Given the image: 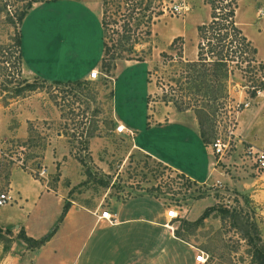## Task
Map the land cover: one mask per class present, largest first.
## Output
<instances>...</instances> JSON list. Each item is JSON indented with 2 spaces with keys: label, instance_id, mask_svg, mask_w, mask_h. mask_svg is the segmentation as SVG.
Wrapping results in <instances>:
<instances>
[{
  "label": "rangeland",
  "instance_id": "rangeland-1",
  "mask_svg": "<svg viewBox=\"0 0 264 264\" xmlns=\"http://www.w3.org/2000/svg\"><path fill=\"white\" fill-rule=\"evenodd\" d=\"M84 1L94 5L100 14L105 54L102 67L94 68L99 71L96 80L49 83L26 75L20 50L14 44L21 24L9 23L4 14L0 15V111L30 95L33 96L23 99L27 100L23 109L12 108L9 114L41 109L27 121L25 137H7L0 142V192L6 190L15 166L43 180L47 187L54 186L60 175L58 162L42 178L38 171L46 169L50 162L47 153L43 162L47 145L51 139H59L67 143L73 160L68 171L85 178L68 186L63 204L89 191V199L101 201L97 211L109 210L120 217L121 203H132L123 206L122 211L138 209L136 198L150 196L159 205V218L165 220L162 214L171 207L182 216L164 224L169 234L178 235L184 242V262L195 264L194 255L202 251L204 264H256L254 248L261 247L264 238L258 228L262 241L255 239L253 225L258 227V205L250 195L264 184L250 183L257 176L264 183V172L255 171L245 151L250 146L264 150V91L249 97L247 78L238 70L220 80L222 88L215 102L211 91L204 88L197 94L192 88L200 68L185 67L182 60L187 61L193 50L197 52L196 27L210 20L209 6L205 0ZM236 21L255 47L257 59L264 62V0H238ZM66 68L65 58L63 69ZM185 73L188 79L181 77ZM179 94L186 95L184 100L189 104L197 97L199 105H203V129L209 142L218 135L229 142L226 155L217 163L218 183L189 181L135 149L129 131H115L119 121H124L136 129V144L142 143L167 157L162 142H167L169 135L158 126L147 128L146 122L149 119L148 124L157 123L166 117L168 108L176 109L173 101L179 104ZM14 123L17 121L12 120L9 126ZM210 144L206 145L212 152ZM12 179L16 185L29 183L27 176L20 173L12 174ZM111 201H116L119 208ZM58 205L55 198H50L37 214L48 218L59 215L62 209ZM74 205L77 220L86 221L87 210ZM19 207L15 201L5 204L0 207V217L21 219ZM208 207L212 208L209 215L195 224ZM6 235L9 234H0L5 246L10 243Z\"/></svg>",
  "mask_w": 264,
  "mask_h": 264
},
{
  "label": "crops",
  "instance_id": "crops-1",
  "mask_svg": "<svg viewBox=\"0 0 264 264\" xmlns=\"http://www.w3.org/2000/svg\"><path fill=\"white\" fill-rule=\"evenodd\" d=\"M20 32L21 65L23 72L29 77L49 83L82 81L88 80L91 69L101 67L103 41L100 14L88 1L54 0L35 3L25 15ZM195 56L193 50L185 60L192 61ZM65 58L67 68L63 69ZM87 65L89 70L86 69ZM30 96L21 98L0 111V142L7 137L22 138L27 135V121L32 120L34 114L41 109L38 108L37 112L22 110L16 116L9 112L16 107L23 109L27 103L23 99H29ZM168 111L163 120L147 126L149 129L161 127L169 135L167 142L165 141L167 144L162 142L164 148L166 146L164 150L169 154L167 157L142 143L136 144V129L124 121L119 123L132 133L135 149L198 184L220 181V167L213 152L201 140L194 112L175 108H168ZM12 120L17 123L10 127ZM148 121L149 119L147 123ZM69 152L67 143L59 139H51L44 151L43 162L46 153L50 157L49 164L45 163L46 173H50L51 169H55L56 163H59V180L52 187H47L43 180L33 177L20 167L11 169L4 192L10 199L8 204L15 201L20 206L19 214L22 216L19 220L12 215L0 217L1 234L6 230L11 231V234L6 235L10 239L6 246L4 239L0 237V264H193L184 262L186 256L182 255V248L185 247L182 239L169 234L166 229L164 222L169 223L167 210L162 214L165 220L159 218V205L150 200L153 199L150 196L143 200L136 198L139 201L138 209L130 207L122 211L123 206L132 203L129 200L121 203L120 217L115 214L114 223L97 218V214L101 212L97 211V206L101 201L97 198L89 199V191L79 193V199L69 200L71 205L60 221L56 219L58 214L51 218L38 215L37 211L50 198H55L59 204L58 209H62L60 205L63 206L68 186L77 181H85L84 175L77 178L68 171V166L73 161ZM182 160H186L183 162L188 164L181 162ZM14 173L27 176L29 183L16 185L12 179ZM261 178H252L250 184H264L260 182ZM256 191L250 197L258 205L257 224L264 238V187ZM103 195L106 197L107 192ZM75 203L87 210L83 211L89 215L86 221L77 220L73 214L77 211ZM111 205L115 208L120 206L116 201H111ZM20 230L34 239L44 238L50 232L52 234L39 247L28 248L18 237ZM194 263L199 264L196 261Z\"/></svg>",
  "mask_w": 264,
  "mask_h": 264
},
{
  "label": "trees",
  "instance_id": "trees-1",
  "mask_svg": "<svg viewBox=\"0 0 264 264\" xmlns=\"http://www.w3.org/2000/svg\"><path fill=\"white\" fill-rule=\"evenodd\" d=\"M46 1L54 0H0V15L4 14L5 19L9 23L22 24L25 15L35 3ZM205 2L210 9V20L196 27L198 35L196 59L184 62L181 56L179 58V60L183 61L185 67L200 68L193 80L196 86L191 87L197 94L200 91H204V88L211 91L213 93L212 99L215 102L222 88L220 80L233 74L235 70H238L247 78V82L249 83V97H255L258 92L264 91V62L257 59L255 47H253L251 41L244 35L236 21L238 0H205ZM10 8L12 10H10ZM14 44L18 46L20 50V28L15 35ZM104 54L105 47L103 46L101 67ZM249 68L253 71L250 72ZM187 74L188 73H185V75H181V77L188 79L190 76H187ZM207 81H209V83H207ZM185 96L184 94H179V104L174 101L173 104L179 111L188 108L193 110L199 126L201 140L203 143L209 145L211 142H209V137L203 129V119L201 116L203 105H199V100H196L197 97H193V103L189 104L184 100ZM146 126H148L147 122ZM180 174L183 175L182 173ZM188 180L191 181L190 179ZM69 207L70 202L67 200L62 206L59 220L63 219ZM211 210V207L206 208L194 223L199 224L202 222L209 215V211ZM253 228L255 231V239L261 242L262 240L258 233L257 225L254 224ZM5 233L11 234V231L6 230ZM51 234L52 232L44 238L34 239L28 237L23 230H20L18 232V237L27 244L28 248H36L45 243ZM175 236L181 239L178 235ZM253 257L256 264H264V243L261 244V247L258 246L254 248Z\"/></svg>",
  "mask_w": 264,
  "mask_h": 264
},
{
  "label": "built area",
  "instance_id": "built-area-1",
  "mask_svg": "<svg viewBox=\"0 0 264 264\" xmlns=\"http://www.w3.org/2000/svg\"><path fill=\"white\" fill-rule=\"evenodd\" d=\"M99 77V71L97 69H91L88 73V79L89 80H96ZM115 131L117 133H123L126 132V128L122 124H118L115 128ZM132 134L131 132H129ZM229 148V142L225 141L222 137L219 135L215 137V139L210 144V149L212 150L214 156H216V161L222 160V158L226 155V152ZM245 156L251 161V166L254 167L256 172H264V150L258 149L253 146H250L245 151ZM45 169H40L38 171V176L40 178L44 177ZM219 181L217 180L216 183ZM10 202V199L6 192H0V206H3L5 204H8ZM179 211H177L174 207H171L167 210L166 216L168 218V222L170 223L173 220H176L180 217H182L180 214H178ZM98 219L106 220L110 223L116 222V216L115 214H112L109 210H102L100 213L97 214ZM195 261L199 264H204L206 262L205 254L202 251H199L197 254H195Z\"/></svg>",
  "mask_w": 264,
  "mask_h": 264
}]
</instances>
